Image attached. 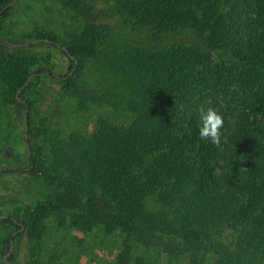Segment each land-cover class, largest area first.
<instances>
[{
	"label": "trees",
	"instance_id": "trees-1",
	"mask_svg": "<svg viewBox=\"0 0 264 264\" xmlns=\"http://www.w3.org/2000/svg\"><path fill=\"white\" fill-rule=\"evenodd\" d=\"M10 1L0 0V33ZM112 1L98 10L86 0H52L59 31L35 26L0 36L1 98L24 110L29 123L42 78L56 81L79 110L107 107L127 120L101 117L89 136L46 138L42 171L51 193L22 217L0 218V256L22 234L40 250L55 212L61 226L117 235L116 264L181 257L204 264L209 255L213 264H264V0ZM111 18L144 30L151 44L107 49ZM54 51L62 74L54 73ZM31 73L18 92L21 103L16 93ZM208 108L223 120L218 144L199 137ZM26 133V168L34 172ZM5 259L14 264L15 254Z\"/></svg>",
	"mask_w": 264,
	"mask_h": 264
},
{
	"label": "rangeland",
	"instance_id": "rangeland-1",
	"mask_svg": "<svg viewBox=\"0 0 264 264\" xmlns=\"http://www.w3.org/2000/svg\"><path fill=\"white\" fill-rule=\"evenodd\" d=\"M86 1L92 3L98 10L107 9L113 4L112 0ZM11 5L13 6L11 15L5 20L0 36L21 35L35 26L60 30L57 5L52 0H14ZM48 6L52 10H48ZM108 21L113 26L114 35L110 41H107V49H114L116 46L125 44L137 46L151 44L144 30L127 27L115 18ZM54 59L59 61L55 75L62 74L65 71L63 63L60 62L62 55L54 51ZM83 79L86 83H90L88 76H84ZM39 83V92L32 94L34 98L38 96L39 99L36 97L38 103L28 113L30 123L27 115V128L31 130L30 135L33 139L31 150L35 159L34 172H29L26 168L29 163L30 148L24 136L25 112L16 110L13 105L3 101L0 94V167L23 168L22 171L13 174L0 173L1 214L22 217L24 213L33 209L31 206L33 200L45 199L51 193L42 171L50 153V145L46 142L49 135L63 136L70 131H77L89 136L101 117L113 116L117 124L127 121L120 115H114L107 107L93 108L91 106L86 110H79L75 100L63 95L57 88L56 81L42 78ZM146 205L149 208L155 206L150 198ZM168 214L172 215V213ZM3 231L4 227L0 224V234ZM11 241V252L15 254L14 264H36L38 257L49 264H116V256L121 250L117 235L110 236L98 229L85 233L76 228L61 226L55 212H51L47 217L46 231L40 242V250H31L34 242L25 234ZM33 256L36 259H32ZM213 263V255H209L207 262H204V264ZM161 264L188 263L184 257H181L176 263L174 261L167 263L162 259Z\"/></svg>",
	"mask_w": 264,
	"mask_h": 264
},
{
	"label": "clouds",
	"instance_id": "clouds-1",
	"mask_svg": "<svg viewBox=\"0 0 264 264\" xmlns=\"http://www.w3.org/2000/svg\"><path fill=\"white\" fill-rule=\"evenodd\" d=\"M201 126L199 127V137L203 140H209L213 144H218L220 140V129L223 120L218 111L214 108H208L201 114Z\"/></svg>",
	"mask_w": 264,
	"mask_h": 264
},
{
	"label": "water",
	"instance_id": "water-1",
	"mask_svg": "<svg viewBox=\"0 0 264 264\" xmlns=\"http://www.w3.org/2000/svg\"><path fill=\"white\" fill-rule=\"evenodd\" d=\"M14 2V0H11L8 4H6L3 8H5L6 6L8 5H11L12 3ZM29 42H25L23 43L24 45H27ZM7 45L9 46H18L19 44H16V43H11V42H7ZM41 75H44V74H47V72L45 73H40ZM33 76V73H31L30 75L27 76V78L25 79L24 83L22 84V86L17 90V93H16V99L17 101L23 103V100L21 98L18 97V92L20 91V89L25 86L28 81L30 80V78ZM26 111V109H25ZM26 130H27V114L25 113L24 115V136H25V139L27 138V133H26ZM25 145L26 147H28V143L27 141H25ZM6 215L5 214H0V218H3L5 217ZM11 249H12V241L10 240V245H9V250L8 252H6L4 255H3V261L5 264H9L8 261L5 259L6 258V255H9L10 252H11Z\"/></svg>",
	"mask_w": 264,
	"mask_h": 264
}]
</instances>
